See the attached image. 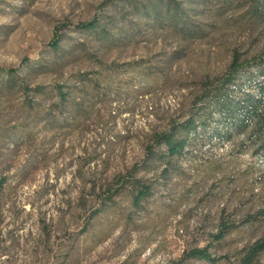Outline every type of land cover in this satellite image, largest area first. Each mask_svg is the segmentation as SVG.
I'll use <instances>...</instances> for the list:
<instances>
[{"label": "rangeland", "instance_id": "rangeland-1", "mask_svg": "<svg viewBox=\"0 0 264 264\" xmlns=\"http://www.w3.org/2000/svg\"><path fill=\"white\" fill-rule=\"evenodd\" d=\"M105 3L0 0L3 264H264V252L246 259L264 237V152L251 161L240 145L220 154L226 141L212 135L214 121L169 179L165 166L133 170L154 134L221 86L235 54L264 52L254 0ZM94 18L96 32L76 28ZM11 68L25 86L8 85L1 70ZM130 173L155 183L139 208ZM222 222L232 230L218 241ZM204 247L214 262L190 257Z\"/></svg>", "mask_w": 264, "mask_h": 264}, {"label": "trees", "instance_id": "trees-1", "mask_svg": "<svg viewBox=\"0 0 264 264\" xmlns=\"http://www.w3.org/2000/svg\"><path fill=\"white\" fill-rule=\"evenodd\" d=\"M115 1L122 0H106L105 4ZM250 11L251 18L254 20L258 19L264 23V0H254V5L251 6ZM176 13H178V11H176ZM99 27L100 20L97 18L76 26L77 29L89 32H96ZM183 28H185V25ZM63 29L64 27L62 26L57 27L54 39L51 42L55 51L61 48L60 46L63 40L61 31ZM23 67L26 68L24 65L22 68ZM1 71L8 77L7 83L9 86H25L26 81L20 79L18 74L19 70L11 68L8 70L2 69ZM248 71H250V77H255L258 74L264 75V52L254 56L252 59H243L242 56L235 54L221 86L214 91L215 93L209 91L197 99V109L192 110L189 117L184 122H174L167 130L154 134L152 143L145 148L144 163L141 166H135L133 170L137 167H141L143 170L152 171L158 170L160 166H165L162 175L166 179H169L172 169L174 168L173 162L187 156L190 152L192 141L201 138V134L204 132L203 130L215 121L213 113L217 109L226 111L229 117H233L237 113L250 116L251 119L248 121V124L252 127L253 132L259 137H264V106L258 109L256 106L257 102L251 96H247L242 103L236 104H233L227 96L230 89L234 90L237 95L240 94L241 90H244L239 82L241 81L242 75ZM16 77H18L17 80H15ZM26 88H29V86H26ZM35 91L42 94L40 87H36ZM58 92L62 95L64 94L63 91L59 90ZM28 102H31L32 106L35 104L34 100ZM61 102L66 103V98H62ZM239 128L241 130H246L243 120L240 121ZM215 136L221 138L220 134H216ZM252 147L255 148L254 155L264 152V140H262L259 145H253ZM241 148V152H245L248 149L243 146H241ZM135 173H130L126 183L132 184L134 187L132 191L133 205L139 208L143 205L144 201L153 195L155 183H147V181L142 179H136ZM115 195L113 191L108 192L103 201V206L107 207L108 203L112 202ZM230 230H232V223L222 222L215 238H217L218 241H222L230 233ZM263 252L264 237L254 243L246 259L254 261ZM189 255L197 260L206 262L215 261V258L212 257L207 247L194 249Z\"/></svg>", "mask_w": 264, "mask_h": 264}, {"label": "clouds", "instance_id": "clouds-1", "mask_svg": "<svg viewBox=\"0 0 264 264\" xmlns=\"http://www.w3.org/2000/svg\"><path fill=\"white\" fill-rule=\"evenodd\" d=\"M245 89L246 90H241L239 95H237L234 90L230 89L227 96L233 104L242 103L247 96H251L257 102L256 106L258 109L264 106V75L258 74L253 79L247 80L245 82ZM213 115L216 124L213 130V136L215 137L216 134H220L221 138L226 141L224 146L220 149V154H226L235 148L236 145H241L248 148V151L243 153V158L251 161L253 152L255 151V148L252 146L259 145L261 141L264 140V137H259L253 132L252 127L249 126L248 121L251 117L240 113H237L233 117H229L227 112L221 109H217ZM241 120H243L246 130H241L239 128ZM262 163H264V161H262ZM33 187H35V185ZM26 191L27 194L31 195V188ZM256 191L259 192L260 189L257 188ZM133 245H135V239H133ZM153 247H155V245H153ZM150 251L151 250H149V253H146V255L150 254ZM5 259L6 257L0 256V264H3ZM156 260L159 261L160 257H156Z\"/></svg>", "mask_w": 264, "mask_h": 264}]
</instances>
